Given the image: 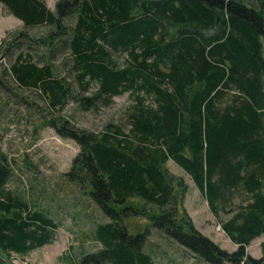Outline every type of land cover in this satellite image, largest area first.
<instances>
[{
    "label": "trees",
    "instance_id": "16d2710c",
    "mask_svg": "<svg viewBox=\"0 0 264 264\" xmlns=\"http://www.w3.org/2000/svg\"><path fill=\"white\" fill-rule=\"evenodd\" d=\"M0 3L22 25L49 28L33 38L21 30L0 38L1 56L17 46L4 72L49 108L60 109L73 91L49 61L55 41L80 88L94 84L90 95L73 96L81 105L134 95L126 131L107 123L96 133L66 126L67 119L58 126L54 115L46 122L79 145L63 175L106 218L91 230L99 246L78 264H156L143 249L147 229L126 223L140 215L210 264H264V239L258 257L245 250L264 238V0H56L53 9L45 0ZM22 35L40 46L42 63L18 47ZM167 159L189 175L212 215L229 214L218 221L235 249L197 230L182 205L187 185ZM8 170L0 157V252L21 254L52 242L58 223L3 187Z\"/></svg>",
    "mask_w": 264,
    "mask_h": 264
},
{
    "label": "rangeland",
    "instance_id": "374dc122",
    "mask_svg": "<svg viewBox=\"0 0 264 264\" xmlns=\"http://www.w3.org/2000/svg\"><path fill=\"white\" fill-rule=\"evenodd\" d=\"M55 1L46 0L50 9L55 7ZM48 29L46 25H22L21 21L6 11L0 3V38L7 39L20 30L33 38L45 34ZM25 37L20 36L21 39ZM15 45H11L10 49L4 52V56L0 55V83L8 87L0 84V157L9 169L3 187L18 193L24 202L32 203V206H37L39 210L53 216L58 226L52 242L21 254H15L13 251L0 252V264H78L80 254L99 246L98 241L91 238V230L96 222L105 221L106 218L95 202L63 175L70 167V160L78 152L79 145L75 140L59 135L51 121L52 116L59 117L54 120L58 126L62 120L67 119L64 121L66 126L76 125L96 133L105 129L107 123L119 124L123 131H126V116L131 104H134V95L132 92H123L121 95H113L110 103L97 99L92 104L81 105L73 96L90 95L94 84L91 82L85 90L80 88L72 76L73 67L68 52L65 48H58L59 43L55 41L51 45L49 61L55 68L54 74L69 80L73 91L67 95L60 109L49 108L42 94L32 89L20 88L16 81L4 72V68L13 60V54L17 51ZM29 46L31 44L26 40L18 45L19 48L28 49L36 63H42L40 46L37 43ZM124 53L116 54L114 59L119 66L125 57ZM48 119H51L50 123H46ZM166 161L167 169L180 176L187 185L182 195V205L197 230L208 235L226 251L235 249L237 245L231 243L218 221L219 218H227L229 214L221 211L219 218L212 215L189 175L172 160ZM237 200L235 198L234 201ZM126 223L134 230L144 227L147 229L143 249L156 264H210L157 230L144 216H131ZM260 239L263 240L262 234L248 243L245 250L250 256L260 255Z\"/></svg>",
    "mask_w": 264,
    "mask_h": 264
},
{
    "label": "crops",
    "instance_id": "0c3cea01",
    "mask_svg": "<svg viewBox=\"0 0 264 264\" xmlns=\"http://www.w3.org/2000/svg\"><path fill=\"white\" fill-rule=\"evenodd\" d=\"M45 2H46V0H45ZM244 2H247V3H249V0H244ZM48 4V3H47ZM256 237V236H255ZM255 237L253 238V239H255ZM229 239V238H228ZM253 239L251 240V241H253ZM264 239V238H263ZM260 240H262V239H260ZM231 241V240H230ZM250 241V242H251ZM231 243H233L232 241H231ZM233 244H235V243H233ZM247 246H248V244H247ZM246 248H248V247H246ZM255 257H258V256H255Z\"/></svg>",
    "mask_w": 264,
    "mask_h": 264
}]
</instances>
